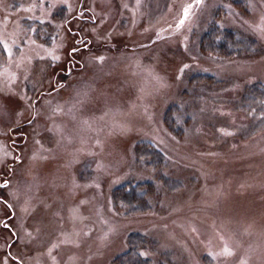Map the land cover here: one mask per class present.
<instances>
[{
	"label": "rangeland",
	"instance_id": "obj_1",
	"mask_svg": "<svg viewBox=\"0 0 264 264\" xmlns=\"http://www.w3.org/2000/svg\"><path fill=\"white\" fill-rule=\"evenodd\" d=\"M78 1L0 0V264H264V0Z\"/></svg>",
	"mask_w": 264,
	"mask_h": 264
},
{
	"label": "trees",
	"instance_id": "obj_2",
	"mask_svg": "<svg viewBox=\"0 0 264 264\" xmlns=\"http://www.w3.org/2000/svg\"><path fill=\"white\" fill-rule=\"evenodd\" d=\"M79 1L74 5L72 3L63 4L62 12L68 14L64 18V20H66L65 24H67L66 27H68L69 25H74L73 20L77 19V17L80 16L79 11L82 10L81 6L83 5L84 0L80 2ZM18 5L19 3L17 4V6ZM86 20L94 22L97 21L98 18L97 15L94 14V16H91L89 18L87 17ZM79 32L80 31L78 29V34ZM244 40L245 38L240 35V32L237 31L236 26H223L218 24L216 21L205 25L203 30H199L197 36L198 43L200 44L201 42L204 45L205 51H215L216 53L225 57L233 56L235 54L248 51L251 45L249 42H245L246 40ZM72 61L75 62L74 60ZM62 71L63 73H67L66 71L71 72V69H69V64L66 65V67L63 68ZM257 88L258 87H254L253 89L258 91ZM173 107H176V105H173ZM158 154L159 158H162V155L160 153ZM159 162H161V160ZM148 186L149 182L139 184H135L134 182H126L124 184H119L115 188V197L117 198V201L123 200L126 203L135 202V204L139 206L146 205V197L150 190ZM139 190L141 192H139ZM146 206L148 208L149 205ZM132 236L134 237L135 242L132 240L129 245V248L118 256L120 264H154L152 258H148L140 254L139 244H142L147 241L145 235L141 231L133 230Z\"/></svg>",
	"mask_w": 264,
	"mask_h": 264
},
{
	"label": "snow or ice",
	"instance_id": "obj_3",
	"mask_svg": "<svg viewBox=\"0 0 264 264\" xmlns=\"http://www.w3.org/2000/svg\"><path fill=\"white\" fill-rule=\"evenodd\" d=\"M199 2V0H198ZM225 252L228 254V255H231V252L228 250V249H225Z\"/></svg>",
	"mask_w": 264,
	"mask_h": 264
}]
</instances>
